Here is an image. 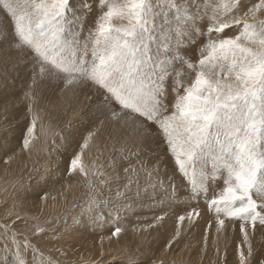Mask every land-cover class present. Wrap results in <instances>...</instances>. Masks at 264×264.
I'll return each instance as SVG.
<instances>
[{"label": "snow or ice", "instance_id": "snow-or-ice-1", "mask_svg": "<svg viewBox=\"0 0 264 264\" xmlns=\"http://www.w3.org/2000/svg\"><path fill=\"white\" fill-rule=\"evenodd\" d=\"M0 17V44L19 54L30 75L23 150L39 138L34 90L43 81L62 84L61 93L86 90L93 101L83 131L55 134L59 152L79 133V151L64 161L68 175L89 176L85 152L95 147L100 127L135 129L134 145L110 161L113 174L95 173L108 195L90 197L88 221H118L121 212L142 207L145 196L155 201L149 207L183 203L189 210L177 216L170 248L179 226L201 216L193 202H203L205 245L214 228L219 256L221 234L238 229L235 264H264V250L253 245L256 231H264V0H0ZM149 155L156 157L151 165ZM165 158L183 191L171 177L167 186L158 178ZM55 174L36 177L38 199H47ZM158 187L162 200H155ZM122 231L116 224L112 235ZM44 236L41 224L5 212L0 264H61L34 242ZM218 264H228L227 245Z\"/></svg>", "mask_w": 264, "mask_h": 264}, {"label": "rangeland", "instance_id": "rangeland-1", "mask_svg": "<svg viewBox=\"0 0 264 264\" xmlns=\"http://www.w3.org/2000/svg\"><path fill=\"white\" fill-rule=\"evenodd\" d=\"M26 67L18 53L7 44H0V220L4 219L5 212L15 210L27 218L29 225L41 224L45 229L44 239L34 242L39 244L46 256L58 258L61 264H131L132 260L135 264H218L226 245L228 264H235V248L242 239L238 229L233 232L229 228L226 234H221L218 256L213 243L216 239L214 228L205 245L204 234L209 217L203 202L198 206L193 202V207H199L201 216H194L191 222L186 220L179 226L180 238L170 248L166 245L177 230L176 218L182 211L189 210L183 203L173 205L172 209H167V201L163 207H149L155 201L145 196L138 202L142 207L121 212L118 221L107 217L100 226L88 221L90 197L97 192L108 195V189L101 186L95 173L113 174L110 161L119 155L121 147L134 145L135 129L110 123L100 127L94 137L95 147L85 152L89 176L68 175L63 171L64 161L74 151H79L76 144L79 133L59 152L52 147L53 140L57 144L60 142L55 134L61 130L67 132L69 127L83 131L81 120L87 121L93 101L88 99L86 90L78 89L75 94L70 90L61 93L62 84L43 81L34 90V109L41 118L37 126L39 138L33 141L28 151L23 150L20 129L26 123L24 117L29 103L23 97L30 83ZM145 159L149 165L156 161V157L151 155ZM160 165L158 178L165 182V186L171 177L176 187L183 191V180L174 174L172 163L165 158ZM49 169L56 174L46 189L47 199H38L35 195L36 177L46 175ZM155 179L157 176L153 177ZM92 181L95 183L90 189ZM151 191L150 188L149 193ZM162 199L164 192L158 187L155 200ZM164 211L168 214L162 221L156 222L154 217ZM78 220L81 223H76ZM116 224L123 228L119 236L112 235ZM53 231H56L57 238L52 237ZM253 245L264 250V231H256Z\"/></svg>", "mask_w": 264, "mask_h": 264}, {"label": "bare ground", "instance_id": "bare-ground-1", "mask_svg": "<svg viewBox=\"0 0 264 264\" xmlns=\"http://www.w3.org/2000/svg\"><path fill=\"white\" fill-rule=\"evenodd\" d=\"M163 166V165H162ZM170 232V231H169ZM122 242V241H121ZM222 242V241H221ZM121 245V244H120ZM233 246H234V243H233ZM86 247V246H85ZM78 250V249H77ZM98 250V249H97Z\"/></svg>", "mask_w": 264, "mask_h": 264}]
</instances>
